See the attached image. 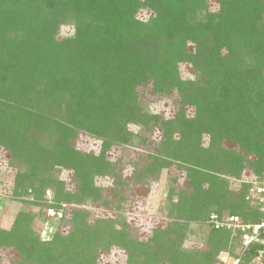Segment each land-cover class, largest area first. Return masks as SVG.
I'll return each instance as SVG.
<instances>
[{"label": "trees", "instance_id": "1", "mask_svg": "<svg viewBox=\"0 0 264 264\" xmlns=\"http://www.w3.org/2000/svg\"><path fill=\"white\" fill-rule=\"evenodd\" d=\"M141 8L151 11L146 21L135 16ZM227 23L243 29L230 31L224 42ZM62 27L69 32L59 37ZM182 62L192 65V80L181 78ZM263 67L264 0H218L216 11L207 0H0V146L16 168L13 194L35 205L49 190L45 210L62 211L48 240L31 229L33 216L25 210L0 230V246L18 253L12 264L57 258L60 264H97V249L110 244L123 246L133 261V250L141 251L134 264H152L160 251L172 264H209L222 253L249 264L252 254L242 252L228 229H215L210 212L258 220L246 199L248 185L233 190L223 178H240L249 166L264 179ZM147 84L156 94L176 92L173 118L141 108L137 87ZM189 105L195 107L192 116L186 114ZM84 124L101 139L98 154L80 155L72 144ZM132 124L158 128L160 139L147 161L133 167L131 182L146 185L173 164L185 168L191 191H168L174 247L165 230L131 241L124 229L114 228L121 220L90 221L81 209L72 210V230L60 235L70 202L100 198L95 175L112 173L117 188L125 185L105 153L113 144H145ZM56 167H72L78 193L66 194L64 183L47 175ZM48 184L54 189H44ZM182 220L211 227L207 249H177L188 231Z\"/></svg>", "mask_w": 264, "mask_h": 264}, {"label": "rangeland", "instance_id": "2", "mask_svg": "<svg viewBox=\"0 0 264 264\" xmlns=\"http://www.w3.org/2000/svg\"><path fill=\"white\" fill-rule=\"evenodd\" d=\"M207 2L209 9L213 11L218 10V0H207ZM226 9L229 14L230 10L228 8ZM150 14L151 11H148L146 8H141L135 16L146 21ZM227 24L228 30L223 37L224 42H228L230 31L233 29H243V24ZM67 32L69 30L62 27L58 33L59 37H63ZM222 53H225V50H222ZM178 67L182 79L192 80L194 78V71L189 62L179 63ZM137 91L140 106L142 109L147 110L148 114H158L165 119L173 118L179 106L175 91L170 95L156 94L152 92L151 84L139 86L137 87ZM194 108L193 105L186 106L187 116L193 115ZM129 128L140 136H144L146 138L145 144H113L105 153L106 158L115 165V169L112 172H115L116 168H118L125 185L117 188L112 173L95 175L93 180L94 184L100 188V198L96 200L86 198L80 203L70 202L69 207L71 210L69 211L68 209V216L65 222H62L65 229L62 230L60 235L65 236L72 230V225L68 222L71 218L72 210L81 209L88 212L87 219L90 221L101 217H109L112 220L116 217V220H121L118 223L114 222V228L116 230L124 229L129 235V238H131V241L137 239L142 241L150 240L153 230H165L167 233L166 240L169 239L171 242L176 238L177 234L169 233V226L173 218L169 215L171 203L168 200V191L169 189L177 191L180 188H183L184 192L189 193L191 191L187 186L188 180L185 168H179L173 164L168 168L162 169L155 179H149L146 185L142 183L138 184L137 182H133V180L131 182L130 175L133 167H141L147 161V152L156 146L160 139V133L158 128H150L149 131L133 124ZM76 131V137L72 140V144L78 150L77 152L80 155H86L88 153L98 154L101 139L90 134L86 124L76 128ZM202 141L203 145L206 146V136H204ZM225 145L227 147H234L229 142ZM7 157H9L7 151L3 150L2 146H0V230H8L13 224L15 216L25 210L33 216L31 229L39 233L41 240H48L55 230L56 225H58V219L49 215L48 211H46V207L49 204L45 201V197L33 205L25 201L23 196L13 194L16 168L10 165ZM248 158H251V156L248 155ZM47 175L61 180L64 183V191L66 194L78 193V179L74 175L72 167H56ZM262 176H264V173ZM223 180L226 184L228 183L230 189L234 188L233 190H238L242 188L241 185L243 184H247L248 186L246 187L248 189L250 181H259L260 179H258L251 167L246 166L240 178L224 177ZM52 187V185L48 184L44 189H51ZM201 188L203 190L208 188V180L202 182ZM31 196L32 194H29L27 199L30 200ZM175 198L176 195L173 196V199ZM214 206L211 204L206 210L211 211ZM182 222L188 224V231L182 241L179 242L177 249L191 252L207 249L208 247L205 243L206 234L211 227L206 222L202 225L192 220H182ZM122 223H125V225L123 226ZM170 247H174L173 242ZM165 253L164 251L157 252L156 258L152 260V264H172ZM140 254L142 255L141 251L133 250L132 256L135 261L140 260ZM211 259L212 261H209V264H222V262L223 264H234L232 258L227 253L219 254L217 261L216 258L212 257ZM17 260L18 253L12 247L0 246V264H12ZM95 261L97 264L135 263V261L129 258V254L124 247L117 244H110L109 246L98 248ZM60 263L61 260L57 258L48 264Z\"/></svg>", "mask_w": 264, "mask_h": 264}, {"label": "built area", "instance_id": "3", "mask_svg": "<svg viewBox=\"0 0 264 264\" xmlns=\"http://www.w3.org/2000/svg\"><path fill=\"white\" fill-rule=\"evenodd\" d=\"M45 197L50 198L51 191L46 190ZM246 199L258 215L257 221H246L239 215H219L216 211L210 213V220L215 229L225 228L233 236H237L242 252L246 251L252 254L249 264H264V180L250 181ZM48 214L58 219L61 217L62 211L49 209ZM230 258L234 264L239 261V258Z\"/></svg>", "mask_w": 264, "mask_h": 264}]
</instances>
